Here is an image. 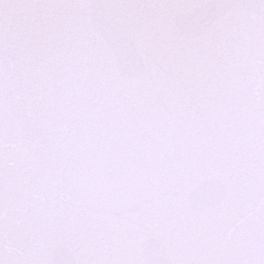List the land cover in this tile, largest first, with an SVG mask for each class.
<instances>
[{"label":"snow or ice","instance_id":"1","mask_svg":"<svg viewBox=\"0 0 264 264\" xmlns=\"http://www.w3.org/2000/svg\"><path fill=\"white\" fill-rule=\"evenodd\" d=\"M0 264H264V0H0Z\"/></svg>","mask_w":264,"mask_h":264}]
</instances>
